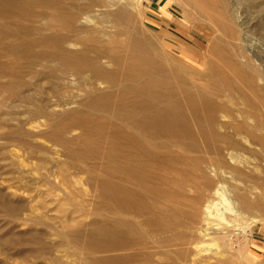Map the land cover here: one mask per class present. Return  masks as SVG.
<instances>
[{"label":"bare ground","instance_id":"obj_1","mask_svg":"<svg viewBox=\"0 0 264 264\" xmlns=\"http://www.w3.org/2000/svg\"><path fill=\"white\" fill-rule=\"evenodd\" d=\"M234 1L237 34L220 28L236 49L204 62L218 44L202 41L193 62L139 36L131 0H0V109L17 122L0 139L28 147L24 125L44 121L64 151L48 174L96 187L89 227L62 237L84 264H234L225 230L250 211L264 226V63Z\"/></svg>","mask_w":264,"mask_h":264},{"label":"rangeland","instance_id":"obj_2","mask_svg":"<svg viewBox=\"0 0 264 264\" xmlns=\"http://www.w3.org/2000/svg\"><path fill=\"white\" fill-rule=\"evenodd\" d=\"M231 1L204 0L203 14L192 0H131L130 11L136 24L142 27V31H138L139 36L152 40L160 37L167 45L186 51L190 56L188 58L193 62L196 59L199 62L203 60L198 58L202 56V41L208 49L210 39L213 38L218 44L217 51L207 50L204 56L206 62L218 55H229L236 49L238 41L231 39L232 35H229L228 29L225 31L220 28V22H223L230 25L229 28L234 29L237 34L236 25L227 16ZM222 2L227 4L222 7ZM234 2L238 7V14H241L242 21L246 23L248 38L253 43L254 50L260 52V59L264 63V0ZM171 50L175 56H181L175 49ZM2 98L3 93L0 95V99ZM74 107L60 105L54 106L52 110L63 114ZM5 108L3 110L2 107L3 111L0 109V115L4 118L2 122L6 123L0 124L3 134L17 125L15 115L8 113L9 108ZM40 124L42 125L39 131L33 130L29 124L24 125L23 131L26 133L20 138L30 143L28 147L15 143L12 138L3 136L0 139V264H71L73 259L76 261L72 264H84L88 260L83 258L81 251L78 249V253L72 244H68V240H63L62 243V237L67 231L72 233L89 227L84 225L95 218L98 190L94 186L83 185L86 175H76L73 169H70L68 174L65 173V176L71 177L72 181L80 178L82 180L80 179L81 183L72 182L68 189L48 174L51 169L56 168V160H63L64 151L38 135L40 131L49 129V125L44 121ZM78 132L79 130H76L74 135L70 136L74 137ZM62 168L66 169V166L63 165ZM187 189L186 187L185 190ZM65 190L72 192L73 197L70 198ZM189 195H193V192ZM257 212L250 211L251 217L248 213L246 222L241 221L239 225L235 224V227L225 230L226 233L229 232V255L232 256L237 250L244 248L240 256H232L234 264H264V226L261 223H252L250 219L253 218L252 215L262 216L261 212L260 215Z\"/></svg>","mask_w":264,"mask_h":264}]
</instances>
